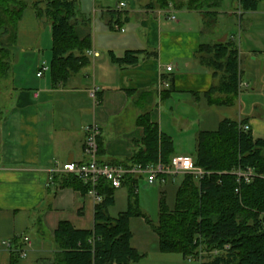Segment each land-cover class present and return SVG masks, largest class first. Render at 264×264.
<instances>
[{
	"label": "crops",
	"instance_id": "1",
	"mask_svg": "<svg viewBox=\"0 0 264 264\" xmlns=\"http://www.w3.org/2000/svg\"><path fill=\"white\" fill-rule=\"evenodd\" d=\"M19 1L39 2L38 8L43 10L48 0ZM149 4L150 0L77 2L80 24H87L91 34V49L86 52L89 65L56 87L49 77L51 44L43 36L49 25L32 8L24 11L17 29L14 67H20L23 57L29 59V67L20 68L22 73L13 67L10 106L0 115V264H9L15 237L29 240L26 257L19 264L52 263L51 241L60 222H68L75 229H92L94 203L89 196L82 197L72 189L59 190L53 197L47 193L54 187L50 175L62 165L87 161L86 126L99 129L102 153L98 160L104 164L132 155L143 136L142 128L136 125L141 115L148 114L165 135L160 130L162 113L155 111L163 101L170 104L174 123L187 126L192 121L189 114L193 109L198 111L203 127L195 133L196 144L199 133L217 130L224 120L247 119L253 139H264V121L255 114L258 105L240 98L243 88L264 91V83L259 85L261 64L253 51L263 44L264 29L246 38L253 46L245 49L241 39L238 45L227 35L214 39L216 21L208 28L199 13L172 7L149 9ZM224 43L238 51L241 77L238 94L233 96L210 92L222 73L214 75L200 63L201 46ZM46 49L48 61L40 56ZM127 51H147L155 56L141 55L137 64L127 68L112 63L110 52L121 58ZM43 63L48 70L37 77ZM246 70H250L253 81L245 80ZM163 81L169 88L161 86ZM233 105H237L236 119L223 112ZM210 126L217 128L208 130ZM167 137L174 142L170 135Z\"/></svg>",
	"mask_w": 264,
	"mask_h": 264
},
{
	"label": "trees",
	"instance_id": "2",
	"mask_svg": "<svg viewBox=\"0 0 264 264\" xmlns=\"http://www.w3.org/2000/svg\"><path fill=\"white\" fill-rule=\"evenodd\" d=\"M242 13H253L262 0H237ZM221 0H150L149 9L186 10L203 15L205 22H213ZM39 2L27 4L19 0H0V87L10 83L14 67L17 29L23 13L32 8L37 17L44 16L51 30V59L49 77L52 87L65 84L73 75L89 65L86 52L91 49V34L87 24H80L77 0H48L41 10ZM82 25V26H81ZM85 31L81 33V31ZM200 63L219 71L218 84L210 92L237 95L241 72L238 51L230 44L201 46ZM155 56L147 51H127L121 58L110 52L112 63L127 68L139 62V57ZM1 115V111H0ZM247 119L222 121L217 130L201 132L197 137L194 165L208 173L196 181L185 175L178 189L176 206L168 211L160 207L159 224L153 228L160 239L161 253H180L195 258L199 264H264V139L254 140L250 130L244 131ZM136 125L143 136L136 143L132 155L119 162L105 165L143 167L168 164L174 156L173 142L159 132L148 114L138 117ZM98 156L102 153L97 138ZM104 165V163H102ZM250 169L249 183L238 177ZM138 180L127 177L122 188L127 190L128 209L111 217L107 210L114 205L115 192L101 180L96 186L102 197L94 206L91 230L75 229L68 222H60L53 232L54 257L51 264H132L143 256L131 246L129 220L140 213L134 211ZM53 197L57 191L72 189L82 197L89 190L75 176L55 174ZM37 223H41L38 220ZM39 234L42 235L41 231ZM23 237L11 241L9 264H19ZM216 251V254H211ZM206 256H202L201 253Z\"/></svg>",
	"mask_w": 264,
	"mask_h": 264
},
{
	"label": "rangeland",
	"instance_id": "3",
	"mask_svg": "<svg viewBox=\"0 0 264 264\" xmlns=\"http://www.w3.org/2000/svg\"><path fill=\"white\" fill-rule=\"evenodd\" d=\"M77 2H86L87 4V0H77ZM216 12L215 21L217 29H215V26L214 29L216 31H214L212 35L214 39H217L220 35H227L228 37H233L235 39L234 41L236 45H238L239 40L241 39L244 42L243 47L245 49H252L251 47L253 46V43L246 41V38L249 35H255L256 31H262L264 29V0L259 3L256 13H243V15L240 16L242 12L239 10L237 0H221L220 6ZM211 26H213V22H206V27L210 28ZM43 36L46 37L45 41H48V44H51V30L47 29L46 34ZM261 43H263L261 46L253 48V51L257 52L256 57L261 64L259 85L264 83V41L261 40ZM40 56L42 57L41 59H46L48 61V57L50 59L49 50H44L43 53L41 52ZM27 61H29V59L23 57L20 67H14V71L22 73V69L20 68L25 66L27 69L29 67V65H26ZM251 76L252 74L250 70H246L245 80L247 82L252 80ZM8 82L0 87L1 114L9 108L11 102V98H9L11 83ZM251 90L252 89L247 90L243 88L240 98L243 102L255 103L258 105V107L255 108L256 117L264 121V91L258 90L252 92ZM157 107H155V111L159 110V112L162 113L160 130L165 135H170L173 138L174 152L179 155H193L196 149L195 133L201 129L199 127H203L202 123H199L198 111L196 109L192 110L189 114L190 116H188L192 121L186 126L183 123H174L173 120H171L169 103L164 101L158 102ZM178 108L185 109L180 106ZM236 110L237 105H233V107L230 106L227 107V109H224L223 112L231 115L229 117H232V119H236ZM245 113L247 114L246 110ZM210 127L212 128L207 129L215 130L217 128V126ZM183 181L184 176L182 175L167 177L165 181L160 182L158 180L152 185H148L142 180L138 181L134 211L140 213V215H133L130 218L129 229L131 232V246L143 257L139 259L138 262L132 264H199L198 259L191 257V260L188 261V258L184 259L180 253H161L159 250L160 239L153 230V228L157 227L159 224L161 205H164V208L168 211H173L175 209L177 192ZM127 195L128 193L125 188L116 190L114 205L107 210L111 217L116 218L119 213L125 212L128 209ZM201 254L202 256H206L204 252ZM211 254H216V252H212ZM28 264L51 263L45 261L38 263L30 262Z\"/></svg>",
	"mask_w": 264,
	"mask_h": 264
},
{
	"label": "built area",
	"instance_id": "4",
	"mask_svg": "<svg viewBox=\"0 0 264 264\" xmlns=\"http://www.w3.org/2000/svg\"><path fill=\"white\" fill-rule=\"evenodd\" d=\"M173 20L174 17H171ZM167 71L171 70V67L166 68ZM48 70V67L43 63L40 67V71L37 73V77H41L44 72ZM161 86L165 89L169 88V83L163 81ZM94 96V93L91 94ZM244 131H249L248 125L242 126ZM85 141H84V154L88 158L84 163L70 162L62 165L56 173H52L49 177V182H52L53 176L55 174H65L75 176L84 185L89 186V190L86 196H89L94 206L100 204L102 197L98 194L97 185L101 180L106 181L110 186L118 190L122 188V184L125 182L127 177H131L134 180H142L148 185L154 184L156 181L163 182L167 177H176L179 175H191L196 181L203 179L208 173L197 168L194 165V161L191 157L174 155L171 157L168 164H162L158 161L156 164H150L148 166L135 165L131 167H123L116 165H103L98 160L97 152V138L100 135L99 129L95 125L86 126L84 128ZM238 177L244 179L246 183H249L253 173L250 169L246 170L244 173H237ZM137 193V187L135 189ZM23 247L19 253V259H24L26 257V252L29 248V240L23 237ZM216 252V251H214ZM191 257L188 258V261Z\"/></svg>",
	"mask_w": 264,
	"mask_h": 264
}]
</instances>
